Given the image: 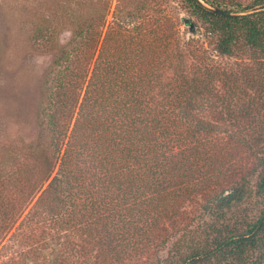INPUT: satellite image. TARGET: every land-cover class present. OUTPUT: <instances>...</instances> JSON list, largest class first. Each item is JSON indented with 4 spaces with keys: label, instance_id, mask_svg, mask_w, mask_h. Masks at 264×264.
Returning <instances> with one entry per match:
<instances>
[{
    "label": "trees",
    "instance_id": "1",
    "mask_svg": "<svg viewBox=\"0 0 264 264\" xmlns=\"http://www.w3.org/2000/svg\"><path fill=\"white\" fill-rule=\"evenodd\" d=\"M177 4L197 22L170 0H119L100 45L102 17L79 25V48L62 53L48 97L50 152L2 148L3 161L15 153L22 164L0 167V243L50 225L108 250L169 241L166 225L192 203L199 234L160 264H264V79H224L232 73L203 42L221 57H263L264 5L226 16L199 0Z\"/></svg>",
    "mask_w": 264,
    "mask_h": 264
},
{
    "label": "rangeland",
    "instance_id": "2",
    "mask_svg": "<svg viewBox=\"0 0 264 264\" xmlns=\"http://www.w3.org/2000/svg\"><path fill=\"white\" fill-rule=\"evenodd\" d=\"M118 1L0 0L1 156L5 146L25 147L32 144L33 148L37 145L39 150H50L46 113L53 82L65 67L59 63V58L63 52L79 48V25L92 17H102L100 22L103 26L97 28L101 32L100 45L104 32L113 20ZM199 1L211 7L207 1L212 0ZM214 1L222 3L221 8L230 9L234 14L246 13L247 10L243 8L257 2L264 5V0ZM177 3L179 0H170L175 12L178 11L184 19L197 22L195 17L179 9ZM199 27H202L200 23ZM179 31L182 41H185L187 27L181 25ZM39 32L44 34L42 40L37 38ZM203 42L207 56L213 63L225 71V75L232 73V77L226 75L224 79H264V56L247 51L238 54L237 58L221 57L213 52L212 44ZM80 49L87 54L89 48L82 45ZM236 95L239 100L238 93ZM1 156L0 167L5 161ZM11 157L4 164L14 170L22 162L15 161L18 159L15 153ZM196 197L200 199V196ZM260 200L257 198L258 202ZM260 207L258 204L256 209ZM197 208L192 203L184 205L180 210L182 216L166 225L171 236L169 241H109L108 244L113 245L109 250L106 246L101 247L99 241H85V238L83 241L70 236L64 238L62 230L52 228V225L44 229L45 233L41 228L30 229L31 241L12 238L11 231L0 243V264H55V259L58 260L57 264H160L167 256L168 249L172 247L173 250L179 241L190 245L192 236L199 234L198 223L190 221L198 215ZM235 212L239 216L244 215L242 210ZM26 231L24 227L23 232ZM2 245L5 246L1 248Z\"/></svg>",
    "mask_w": 264,
    "mask_h": 264
},
{
    "label": "water",
    "instance_id": "3",
    "mask_svg": "<svg viewBox=\"0 0 264 264\" xmlns=\"http://www.w3.org/2000/svg\"><path fill=\"white\" fill-rule=\"evenodd\" d=\"M200 2H201V1H200ZM201 4H203V3L201 2ZM203 5H204V4H203ZM204 7H206V8L209 9L210 11H212V12H214V13H217V14H220V15H226V16H228V15L233 14V13H231V12L224 11V10H220V9H217V8H212V7H209V6H206V5H204ZM184 21H185V22H188L186 19H184Z\"/></svg>",
    "mask_w": 264,
    "mask_h": 264
}]
</instances>
